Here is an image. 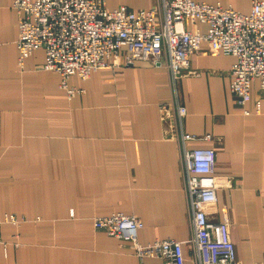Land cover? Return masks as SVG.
<instances>
[{
    "label": "crops",
    "instance_id": "obj_1",
    "mask_svg": "<svg viewBox=\"0 0 264 264\" xmlns=\"http://www.w3.org/2000/svg\"><path fill=\"white\" fill-rule=\"evenodd\" d=\"M241 14L256 0H193ZM263 1L264 0H258ZM14 0H0V264H163L139 259L118 239L94 228V219L122 213L142 222V245L192 241L194 228L182 177V151L214 149L216 205L226 208L236 264H264V94L251 87L245 115L229 89L236 59L212 55L206 43L179 82L186 108L181 131L166 68L145 61L116 65L69 86L43 70L37 51L18 65L19 18ZM157 0H107L108 9L139 11ZM188 29H191V27ZM202 33L207 26L197 25ZM262 113L257 114V102ZM186 264H195L184 244Z\"/></svg>",
    "mask_w": 264,
    "mask_h": 264
},
{
    "label": "built area",
    "instance_id": "obj_2",
    "mask_svg": "<svg viewBox=\"0 0 264 264\" xmlns=\"http://www.w3.org/2000/svg\"><path fill=\"white\" fill-rule=\"evenodd\" d=\"M107 0H14L19 18L18 65L37 51L45 54L43 70L57 73L61 89L68 99L84 93L70 87L73 77L86 81L100 70L116 65L145 61L167 69L175 106V124L183 142L196 140L184 134L186 108L180 103L179 82L189 70L191 59L206 43L212 55L224 54L236 59L229 75V89L245 115L251 100V87L259 82L264 94V2L254 1L249 14L232 8L196 3L193 0H157L154 7L133 11L122 7L110 10ZM197 25L207 26L202 33ZM188 27L191 29H188ZM257 114L262 113L257 102ZM182 177L188 197L194 236L183 243L176 240L139 243L142 222L122 213L94 219V228L128 245L135 255L158 258L163 264H186L184 244L192 246L195 264H236L234 245L226 208L222 221L212 222L205 208L216 205L214 149L182 151ZM25 219L15 215L0 218V247L3 225L19 227Z\"/></svg>",
    "mask_w": 264,
    "mask_h": 264
}]
</instances>
